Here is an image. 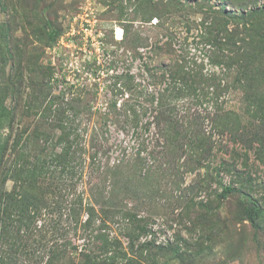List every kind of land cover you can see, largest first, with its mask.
Listing matches in <instances>:
<instances>
[{"label":"rangeland","instance_id":"obj_1","mask_svg":"<svg viewBox=\"0 0 264 264\" xmlns=\"http://www.w3.org/2000/svg\"><path fill=\"white\" fill-rule=\"evenodd\" d=\"M254 9H264V0H0V117L15 107L23 110L12 132L8 121L0 119V138L23 128L20 143L34 141L38 147L32 154L40 156L46 149L48 157L61 152L58 145L50 147L61 134L53 123L55 111H66L78 96L87 99L92 112L75 123L84 150V155L77 150L83 162L78 160L76 190L61 192L67 195L63 201L59 193L51 201L50 194L27 234L0 226L5 264H97L108 257L114 258L109 264H264V215L251 224L244 214L251 200L264 209V100L256 106L247 101L255 84L264 94V80L256 76L264 75V43H250L240 57L234 48L213 41L221 33V21L240 47L256 30L264 33V11H259L249 37L252 27L241 13ZM52 29L59 36L50 41ZM116 30L121 31L119 40ZM219 37L224 39L223 33ZM122 38L134 40L135 49L122 47ZM175 64L176 70L182 66L185 73L200 76L196 79L214 78L187 88L188 96L173 101L172 120L183 126L190 122L191 132H202L211 142L210 155L200 162L196 152L185 150L188 134L165 150L167 136L158 134L153 106L140 117L139 127L149 123L146 132L123 118L119 122V76H133L157 95L167 87ZM160 76L165 77L158 83ZM204 93L208 98L215 94L223 110H216ZM59 94L63 99L56 98ZM113 100L117 111L111 113L106 105ZM219 117L226 128L215 125ZM37 125L45 136L33 134ZM91 146L96 160L89 170L86 150L91 153ZM142 146L146 150L141 152ZM10 154L7 148L4 167ZM117 164L119 171L104 174ZM228 166L237 176L223 170ZM50 180L53 190L58 175ZM219 180L244 195L214 201ZM3 190L14 192V181L5 180ZM3 198L0 214L5 206L15 214L12 202ZM74 198L80 208L70 204ZM105 198L115 211L101 210ZM87 207L94 208L96 217L85 229ZM4 220L7 226L18 225L13 215ZM89 239L94 243L90 252L85 248Z\"/></svg>","mask_w":264,"mask_h":264},{"label":"trees","instance_id":"obj_2","mask_svg":"<svg viewBox=\"0 0 264 264\" xmlns=\"http://www.w3.org/2000/svg\"><path fill=\"white\" fill-rule=\"evenodd\" d=\"M259 11H264V9H254L249 12L241 13L242 18H246L247 21L251 24V29H249V37L250 34L253 33L256 29V24L253 23V18L256 17V15L259 13ZM222 24L219 26L222 27V29H219V33L224 35L225 41H222L221 37L219 35H216L213 39L215 43L217 41H220V44L224 46H230L229 50L231 51L232 48L235 49L236 56L244 57L241 49H244V51L248 50V47L250 43L254 45V43L258 46L262 45L264 43V33H261V31L256 30V34L254 37L249 38V42L247 41L244 43V46H237L236 40H234V33L227 32L225 29L226 23L224 21H221ZM156 28L160 29V25L156 26ZM162 28V27H161ZM215 28V27H212ZM217 30V28H216ZM248 31V30H246ZM48 39L50 41L55 40L59 33L55 32L53 29L47 34ZM126 36V33H124V38ZM124 38H122L120 45L124 43L122 47L130 49L133 51L135 49L134 46V40L130 42H124ZM158 40H156V43ZM170 46H166L167 49H169ZM161 47H158V50H161ZM168 51V50H167ZM136 52H133V55ZM246 54V53H245ZM244 54V55H245ZM247 55V54H246ZM214 56V55H213ZM260 61H262L260 59ZM260 64H262L260 62ZM177 64L174 66H170L169 69L175 68ZM264 68V67H263ZM257 77L261 78V80H264L263 74H256ZM165 76H160L157 78V82H163ZM197 76L195 73L193 75H190L189 73H185V71L182 69V66H179L178 69L176 68L172 71H170L169 76V82L167 87L160 92L159 94L155 95L147 91L146 87H143L142 85L134 82V77L130 75L125 76H119V81L121 84L119 85L118 95L122 99V105H119V122L120 118H123V122L125 124L131 125V127H134L135 129L140 128L143 132H146L149 127V123L143 124L139 127L140 117L145 115L144 113L147 112V106H153L154 110L156 108L157 111L155 115L156 119V125L159 126L158 134L167 136V140L164 141V148L165 150H169L170 148H173V144H175V140L178 139L179 135H185L188 136L187 143L185 145V150L189 152L190 154L197 153V159L198 162L203 160L204 158H208V156L211 153L212 145L209 141L208 137L200 133L191 132L192 127L189 125L190 122L187 123V126L177 125L174 120H172V114L175 111V103L173 101L183 98L185 96H188L187 93H185L187 88H193L195 86H202L206 84L209 81H212L213 79L211 77L204 78V79H196ZM211 78V79H210ZM258 80V79H257ZM18 85V84H17ZM255 90H253V95H249L247 97V101L250 100L251 106H256L257 104H260L262 100H264V94L262 93L261 89L259 90V86L257 84ZM128 93V94H127ZM124 94H127L125 97ZM192 95V99H194L195 94ZM14 98H17L20 100V96L18 94L14 95ZM203 98H208V93L202 94ZM197 97V96H196ZM56 98L63 99L62 95H57ZM212 105L216 106V110L222 111L223 107H221V104H218V97L215 94H211L209 98ZM198 100V99H197ZM116 100H113L110 102L107 107L108 111L111 113L114 111H117L116 107ZM136 109H140L141 111L138 112ZM23 110L15 107L12 109L10 113H7L0 117L3 121H8V128H11V132L13 131L12 125L13 123L21 118V112ZM69 113H68V112ZM91 112V105L87 102V99H80L78 96L75 98H72L67 103V109L66 111L61 109L55 111V115H53V118H55L53 121L56 126H60L61 134L58 136L57 140L50 146L52 148H55L57 145L61 149L60 153H50L45 156L44 152H46V149L42 150V153H40V156H36V154H32V151H34L38 147V143H31L29 140L25 141L24 143L21 142V135L24 133L23 128L17 129L16 134L12 135V133L4 139L0 138V199L3 197H6V199H9L11 203V207L14 210L15 214H10L9 208L5 206L0 214V226L3 227L6 230V227L10 228L11 230L17 234H20L21 232H25L27 234L30 231V225L35 220L36 217L41 212V208L45 206L47 198L50 194H52V197L50 198L51 201L56 202L55 197L57 198V194L59 193L60 201H63L64 198L67 197L65 194H61V192H69L70 195H72V190H76V185L78 183V179L81 176V172H78L76 168L78 165V160H80V164L83 162V159L81 157H77V150H80L79 152L84 155V150L80 146L81 145V137L78 134H75L77 128L75 127V123L77 121V118L83 114H92ZM70 114V115H67ZM107 115V114H106ZM223 118H227V113H224ZM223 118L219 117V120L217 124L215 125L220 126L222 129L227 125H224ZM116 119V118H115ZM117 120V119H116ZM19 121V120H18ZM222 121V122H221ZM163 123V127H160V123ZM221 122V123H220ZM226 123V121H225ZM191 124V123H190ZM225 127V128H226ZM177 129H182L178 132ZM33 134L35 136H45V134L41 133L39 125L33 129ZM74 132V137L72 141H68L71 133ZM134 133V132H133ZM136 134V137L138 138V134ZM36 138L34 137V140ZM164 140V139H163ZM45 143L47 140H42ZM144 146V145H143ZM140 149V151H144L145 149ZM7 148L11 150L10 158H9V165H5L4 167V153L6 152ZM74 148V150H72ZM48 149V148H47ZM92 152L89 153V150H86V155H88L89 164L88 168L89 170L94 169L93 166L95 164L96 160V154L93 152V146H91ZM53 151V149H52ZM78 152V153H79ZM73 153V155H71ZM139 154L137 153V156L139 158ZM149 155H152L150 153ZM34 157V158H31ZM31 159L34 161L31 162ZM77 159V161H75ZM140 159V158H139ZM137 162L136 164H138ZM200 166V164H197ZM140 165H138L139 167ZM224 167V166H223ZM99 169V168H97ZM88 170V172H89ZM155 168H153V171ZM225 172H233L236 176L237 173L234 171V168L228 166L223 169ZM115 173L116 171H119V165H114L111 168L108 167L107 170L104 172V174L110 172ZM189 171H193V169H189ZM53 173H56L59 178V183L57 186L54 187L52 190V183L51 178ZM49 175V176H47ZM76 178V179H75ZM10 179L14 181V192H5L3 190V184H5V180ZM112 183V181H110ZM65 183L64 187L63 184ZM217 185L220 188V192L216 195H214V201L221 202L224 199H227L231 195L235 193H240L241 195H244V191L240 189L237 186L234 185H224L222 183V180L217 181ZM62 188V189H61ZM65 188V190H63ZM4 199V198H3ZM75 199V198H74ZM77 199L72 200L70 204L77 205L78 208L81 207V202L76 203ZM81 200V199H80ZM74 202V203H73ZM102 207L101 210L104 211L106 209L107 213H111L115 211L114 208L108 207L109 200L105 198L104 202L101 203ZM89 210V220L87 221L85 225V229H88V225L91 222V219L93 217H96V212L93 207H87ZM76 212V210H75ZM244 214L249 222L251 224L257 223L264 215V209L261 207V205L254 200H251L249 202V206L244 210ZM11 215L15 217L16 223L18 225H11L7 226L6 220H9ZM73 215H77V212ZM2 223L6 224V226L1 225ZM23 227V229H22ZM26 229V230H25ZM86 234L88 238L92 237L93 230L90 227ZM88 244L86 245V249L90 252L94 248L93 240L89 239ZM110 242H112L111 245H114L117 243V241L112 238L110 239ZM112 256V255H111ZM83 259L88 257V255H83ZM103 260L97 261V264H100ZM113 257L106 258L103 263L101 264H109L110 262H113ZM0 264H5L0 259Z\"/></svg>","mask_w":264,"mask_h":264},{"label":"bare ground","instance_id":"obj_3","mask_svg":"<svg viewBox=\"0 0 264 264\" xmlns=\"http://www.w3.org/2000/svg\"><path fill=\"white\" fill-rule=\"evenodd\" d=\"M116 39L119 40L121 37V31L120 30H116Z\"/></svg>","mask_w":264,"mask_h":264}]
</instances>
